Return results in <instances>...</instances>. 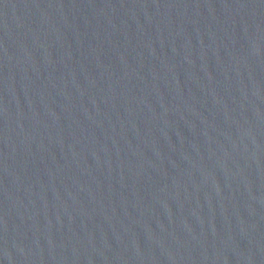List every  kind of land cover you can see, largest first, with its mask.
Listing matches in <instances>:
<instances>
[{"label":"water","instance_id":"95a60500","mask_svg":"<svg viewBox=\"0 0 264 264\" xmlns=\"http://www.w3.org/2000/svg\"><path fill=\"white\" fill-rule=\"evenodd\" d=\"M0 264H264V0H0Z\"/></svg>","mask_w":264,"mask_h":264}]
</instances>
